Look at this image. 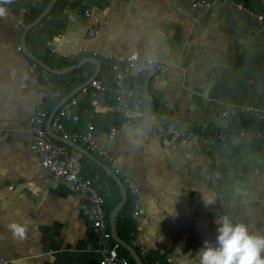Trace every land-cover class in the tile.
I'll list each match as a JSON object with an SVG mask.
<instances>
[{
	"label": "crops",
	"instance_id": "obj_1",
	"mask_svg": "<svg viewBox=\"0 0 264 264\" xmlns=\"http://www.w3.org/2000/svg\"><path fill=\"white\" fill-rule=\"evenodd\" d=\"M97 1L89 17L62 3L45 55L62 59L83 48L138 50L163 62L137 71L127 83L145 85L167 106L161 108L143 89L148 101L138 121L112 140L103 134L117 111L109 98L85 97L80 119L63 121L68 132L93 123L100 130L99 146L117 161V176L123 184L128 177L138 185L137 242L166 264H199L203 242L215 244L219 217L264 235V137L252 131L222 140L180 137L189 125L225 128L222 111L236 117L247 108L264 110V23L232 3L194 8L191 0ZM5 12L0 17V264H99L100 235L91 226L85 196L52 179L30 149L28 119L42 103L48 72L32 70L30 59L17 50L24 28L14 12ZM92 25L98 30L89 38ZM94 68L91 64L89 71ZM63 97L44 103L49 114ZM69 148L71 155L82 154ZM120 197L117 183L109 187L105 209ZM11 223L25 227L23 238L13 235Z\"/></svg>",
	"mask_w": 264,
	"mask_h": 264
},
{
	"label": "built area",
	"instance_id": "obj_2",
	"mask_svg": "<svg viewBox=\"0 0 264 264\" xmlns=\"http://www.w3.org/2000/svg\"><path fill=\"white\" fill-rule=\"evenodd\" d=\"M65 6L80 12L83 17L91 15L92 6L95 0H61ZM264 6V0H256ZM42 0H29L25 5L16 6L14 3H0V7L14 12L21 19V27L25 28V18L36 9ZM215 3H232L239 10L250 11L256 15L257 19L264 23V13L250 8L242 0H191V6L194 8H207ZM46 20L51 19L46 16ZM45 20V21H46ZM42 22L45 25L46 22ZM41 23V22H40ZM39 23V24H40ZM97 26L88 27L86 35L91 38L97 33ZM17 50L21 51L20 45ZM80 54H87L93 57H99L107 61L110 74L103 73L97 75L89 84L75 92L66 102H64L56 111L52 121L51 130L69 139L74 143H81L84 148L96 157H101L107 161L115 174L120 172L117 161L99 146V131L91 122L87 123L85 130L68 132L63 121L77 122L80 119V103L85 97L94 99L96 97H106L113 101L117 111L113 115L112 123L103 131L108 140H112L115 135L125 126L132 125L138 121L143 109L148 101V95L142 88L131 86L127 80L137 71L143 70L148 66H163V62L155 61L150 57H143L138 50H132L127 54L116 51H91L83 48L80 53L66 57L74 60ZM32 70H37V64L29 62ZM44 84L40 90L41 105L38 106L28 119V126L31 133L30 149L40 161L41 166L48 172V175L55 180H61L69 184L72 189L85 196L91 216V226L100 235V258L99 264H129V257L122 253L124 248L112 235L109 224L108 214L104 207V195L109 193V184L107 180L97 181L94 177L86 176L82 172L81 160L82 154L71 155L69 145L54 140L48 135L46 130V121L49 117V111L44 107V103L51 99L60 97V90L54 84L49 73L43 75ZM158 105L163 108L166 103L161 99ZM250 115L258 120H264V110L245 109L241 115ZM221 118L231 117L228 111L220 113ZM247 131L241 129L239 136H244ZM255 133V132H253ZM264 137V131L256 133ZM231 134H226L224 130L218 131L215 138L222 140ZM124 185L127 195L132 199L130 217L132 220V231L130 245L137 247L142 264H161L157 259L150 258V251L142 244L137 242V220L140 214V204L137 200L139 194L138 185L128 177L124 179ZM1 262V261H0Z\"/></svg>",
	"mask_w": 264,
	"mask_h": 264
},
{
	"label": "trees",
	"instance_id": "obj_3",
	"mask_svg": "<svg viewBox=\"0 0 264 264\" xmlns=\"http://www.w3.org/2000/svg\"><path fill=\"white\" fill-rule=\"evenodd\" d=\"M28 1L29 0H12L11 3H14L16 6H22V5H25ZM48 1L49 0H42L39 6L36 9H34L25 18L26 25L32 22L39 15V13L43 10V8L45 7ZM98 1L106 2L107 0H98ZM242 2L254 10L264 13V6H262L258 1L242 0ZM62 3L63 2L61 0H58L54 8L47 15V16H50L51 19L46 20L47 17H44L40 24L36 25L35 27L29 30V32L27 33V37H26V43L28 45L29 50L53 69H60V68L66 67L68 65L79 62L83 57L89 56L87 54H80V56L77 57L76 59L69 60L67 58L59 59V58H52V57L45 55V51H46L45 44H46L48 37L51 35V31L53 30L55 24L58 23V17H60V13L63 9L64 3L63 4ZM44 21L46 22V24L42 25V22ZM99 59L102 63L100 73L110 74L107 61L101 58ZM30 61L31 60H29V62ZM90 65H91L90 63H85L80 68L74 69L63 75L50 74L51 77L56 81V86H58L60 90V98L67 95L70 90H72L74 87L80 85L82 82L86 80V78L82 77L83 73H87L88 76L92 74V72L89 71ZM37 68L40 71H44V69H42L39 66H37ZM130 85L146 90L148 94L150 95V98L153 99L157 105H158V102L161 100V97L157 93L149 90L145 85H142V86H137V85H132V84ZM225 120L227 121L225 128L223 126H215L212 128H208V127L202 128V127L189 125L186 127V129L181 131L180 137L187 138L190 136H202V137L215 138L216 134L220 130H224L226 134H232V133L238 134L241 129H244L246 131H252L255 133L264 131V120H258L250 115L243 114V115L236 116V117H228ZM88 166L92 167V170L89 172H87ZM81 168H82V172L84 175L86 173V176H87V173H88V176L94 177L97 181H100V182L102 180H107L109 187L116 186V182L111 177H109L105 173V171H103L100 167L95 165L92 161H90L85 156H83L81 160ZM104 201H105V195H104ZM131 205H132V199L128 195L126 203L119 210L116 216L117 235L122 240L126 241L127 243H130L131 241V235H130L132 231V220L130 217ZM112 208H113V205H111L108 209H106L108 217H109V213ZM134 249L137 252H139L137 247H134ZM122 253L129 257V264H135L133 258L130 256L129 252L125 248H122ZM149 255L151 259H157L160 261L161 264H166L165 261H163L161 257L158 256L157 254L150 252Z\"/></svg>",
	"mask_w": 264,
	"mask_h": 264
},
{
	"label": "clouds",
	"instance_id": "obj_4",
	"mask_svg": "<svg viewBox=\"0 0 264 264\" xmlns=\"http://www.w3.org/2000/svg\"><path fill=\"white\" fill-rule=\"evenodd\" d=\"M12 0H0V3H11ZM6 15L0 7V17ZM217 236L215 244L204 241L196 257L199 264H264V235L250 234L243 223H233L228 216L217 218ZM14 236L21 238L25 235V227L9 224Z\"/></svg>",
	"mask_w": 264,
	"mask_h": 264
},
{
	"label": "water",
	"instance_id": "obj_5",
	"mask_svg": "<svg viewBox=\"0 0 264 264\" xmlns=\"http://www.w3.org/2000/svg\"><path fill=\"white\" fill-rule=\"evenodd\" d=\"M56 3H57V0H49L46 3V5L43 8V10L39 13V15L32 22L28 23L25 26V28H24V30H23V32L21 34V38H20V45H21L23 53L25 54L26 57H28L31 61L36 63L39 67L44 69L46 72L51 73V74H55V75L66 74V73H68V72H70V71H72L74 69L80 68L85 63H91V64L94 65L95 68H94V71L92 72V74L84 82H82L80 85L74 87L51 110V112L49 114V117H48V119L46 121V130L48 132V135L50 137H52L53 139H56V140H58L60 142L68 144L71 147L76 148L79 152H81L83 155H85L90 160H92L98 167H100L102 170H104L105 173L107 175H109L117 183V185L119 186V189H120L121 197H120L119 202L113 207V209L109 213V224H110V227H111L112 235L129 252V254L133 258L135 264H142L140 256H139L138 252L134 249V247L131 246L126 241L122 240L117 235V232H116V221H115L116 215L118 214L119 210L124 206V204L126 203V200H127V191L125 189V186H124L123 182L120 180V178L117 176V174H115L112 171V169L108 165H106L104 162H102L98 157H96L95 155L91 154L89 151H87L85 148H82L77 143H74V142L70 141L69 139L63 138L62 136L58 135L57 133H55L54 131L51 130V121H52L56 111L58 110V108L64 102H66L75 92H77L79 89H81L82 87L86 86L93 79H95L97 77V75L99 74L100 70H101V64H102L99 58L93 57V56H88V57H83L77 63L68 65V66L60 68V69H53L50 66H48L43 60L39 59L36 55H34L29 50V48H28V46L26 44L27 33L29 32V30L31 28H33L36 25H38L42 21V19L44 17H46L50 13V11L54 8Z\"/></svg>",
	"mask_w": 264,
	"mask_h": 264
}]
</instances>
